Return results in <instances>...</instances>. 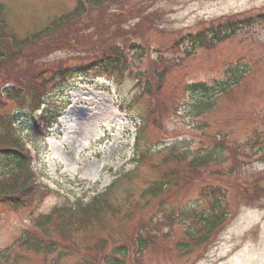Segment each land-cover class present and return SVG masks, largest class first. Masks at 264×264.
<instances>
[{
    "label": "rangeland",
    "instance_id": "obj_1",
    "mask_svg": "<svg viewBox=\"0 0 264 264\" xmlns=\"http://www.w3.org/2000/svg\"><path fill=\"white\" fill-rule=\"evenodd\" d=\"M0 2L5 7L4 19L9 29L21 37L44 28L52 20L73 11L78 4V0ZM137 6L152 15V27H140V33L156 50H169L176 36L198 30L213 19L235 13L264 12V0H119L111 8L119 12L120 9L130 10ZM101 11L100 8L92 9L87 17L80 19H99ZM136 23L137 20H132L130 25L135 27ZM142 36L137 40H141ZM57 43L59 45L53 47L55 50L45 58L49 61H72L74 54L67 51L71 42L58 40ZM153 66L148 62L138 68L133 66L131 73L122 79L116 75L92 72L73 76L62 90L54 93L56 106L52 102L45 106H49L53 113L57 107H64V114L53 123L48 134H44L45 138L33 137L27 116L22 111H16V122L22 126L24 145L36 155L33 163L37 172L41 180L55 190L44 199L36 214H48L54 206H61L67 197L78 196L86 202L105 190L121 171L133 170L135 163L130 159L135 151V134L143 127L140 118L146 119L152 111L155 114L152 119L156 118L157 124L150 123L140 136L142 141H151L157 146L162 138H186L192 143V148L197 149L200 142L203 145L209 143L200 135L203 131L215 135L219 141L226 137L227 142L237 147L249 140L255 141L259 134L264 135V23L214 47L201 48L191 57H184L165 77L159 96L140 98L137 82L144 76L139 72ZM238 68L246 71L241 84L219 96L214 109L199 122L194 121L188 109L204 93L198 90L199 95L192 98L188 92L185 94L187 85L221 83L223 81L218 80L231 79L232 71ZM4 72L5 69L0 68V81L7 80ZM146 73L150 75V69ZM8 106L11 111L17 107L11 101ZM169 141L168 144L171 143ZM222 156L227 157V153ZM228 158L223 165L216 164L222 166L218 173L221 177L209 174L212 170H208L189 183L183 192L175 194L174 190L171 195H166L170 191L167 190L163 193L167 208L173 209V215L167 217L163 210L154 209L162 197L148 207L147 201L139 202L143 190L171 167L160 162L162 156L159 151L154 152L150 160L138 165L130 179L122 178L118 182L111 198L123 203L128 200L122 212L107 215L105 227L88 226L74 233V240L82 248L95 246L100 240L107 239L102 252H88L86 249L73 254L65 250L51 255L24 252L19 243L24 231L28 232L32 226L31 212L22 208L11 210L0 205V254L12 249L9 256H23L20 264H52L54 258L59 259L56 264H76L85 255L97 258L96 264H99L100 258H105L103 254H110L117 246H127L131 251L133 230L137 225L143 226L139 218L148 224L149 215L157 214V219H162L166 226L159 232L158 241L138 256L135 254L128 258L125 264H264V161L253 157L252 162L241 163L233 174L225 175L223 172L231 166L230 154ZM216 165L211 169L220 168ZM253 178L256 180L251 185V195L241 199L245 193V182L252 183ZM206 182L227 191L231 217L229 214L228 220L209 238V242L197 247L195 252H177L176 244L189 239L182 224L174 220L180 218L181 207L200 199ZM199 207L202 209L206 205L202 202ZM172 220L174 227H171ZM188 225L192 227L190 222ZM143 231L147 235L148 231Z\"/></svg>",
    "mask_w": 264,
    "mask_h": 264
},
{
    "label": "trees",
    "instance_id": "obj_2",
    "mask_svg": "<svg viewBox=\"0 0 264 264\" xmlns=\"http://www.w3.org/2000/svg\"><path fill=\"white\" fill-rule=\"evenodd\" d=\"M118 2L119 0H78L73 11L23 37L17 36L9 29L4 19L5 7L0 2V68L5 69L3 76L7 79L0 81V204L24 207L36 196L33 190L34 173L20 143L16 111L24 112L31 127L34 126L39 131L41 125L62 116L63 107L57 108L50 114L46 111L44 114L38 112L47 102H50L52 92L63 87L73 76L88 72L114 75L122 63L124 70L128 71L133 65L141 66L149 61L147 49L152 45L142 36L140 27L141 29L152 27L154 22L151 13L140 6L130 10L114 11L111 7ZM97 8L103 10L99 19L90 18V21L80 19L87 17L89 11ZM123 8L126 9V6L123 5ZM132 20H137L135 27L130 25ZM262 21H264V14H234L213 19L196 32L180 34L174 42L173 49L167 53L168 56L161 55L159 59L153 61L155 68H148L150 75H147L146 71L139 72L144 76L139 79L144 88L143 94L150 98L160 95L165 77L177 66L174 55L179 50L186 55H191L199 48L214 47ZM137 34L142 36L141 40H137L140 37ZM58 40L71 42L67 51L74 54L72 61L64 59L49 61L45 58L55 50L53 47L59 45ZM170 53L174 54L172 58L169 56ZM24 62H26V68H24ZM245 73L246 71L237 69L226 83L212 87L202 85L200 91L204 95L197 97L189 109L192 117L197 121L211 112L218 97L238 87ZM197 94L199 95V92ZM10 101L17 106L13 111L8 109ZM152 114L153 111L150 115ZM263 136L259 134L255 141L249 140L237 147L227 142L226 138L225 141H219L215 135L209 134V144L201 145L197 149L192 148L191 142L182 139L160 150L141 144L142 140L137 138L136 147L140 150L135 152L132 159L135 163L133 170L120 172L107 189L90 197L86 203L80 197L67 198L63 205L55 206L49 214H42L35 218L34 226L37 230L24 234L25 237L20 239L19 248L24 252L45 255L55 254L58 250H65L70 254L85 249L88 252L91 250L102 252L107 239L100 240L101 242L95 246L86 245L82 248L74 240V233H79L81 229L88 226L105 227L107 215L122 212L121 209L128 200L123 203L111 198L118 182L122 178L130 179L138 165L150 160L154 152L159 151L162 156L160 162L171 167L165 169L159 179L152 181L143 190L139 202L147 201L148 207L162 197L160 200L163 204L160 206L163 210L165 204L163 193L170 190L166 195H171L174 190H183L196 177L203 176L208 170H212L209 174H214V170L211 169L213 165H223L228 154H230L231 166L225 169L223 174H233L241 163L248 164L253 161V157L264 161ZM140 145L142 147H139ZM225 153L227 157L222 156ZM220 165L216 166L221 169ZM184 177L185 180H183ZM253 179L252 183L245 182L246 186L243 187L245 193L241 199L251 195V185L256 180ZM201 195L207 209H200L198 203L189 205L181 209L180 219L174 220L177 224L188 220L192 226L187 229L189 240L177 244L178 251H184L187 254L195 252L197 247L208 242L231 215L227 204V191L208 185L202 190ZM167 213H170L169 217L173 215L172 210ZM161 220L156 216L152 217L147 225V230L150 227V231L146 236L141 237L140 251L158 241L157 233L164 227ZM153 229L157 233H153ZM10 254L5 257L0 256V260L3 261L0 264H20L19 261L23 256L16 254L12 257L9 256ZM129 256L130 250L127 246H117L111 250L110 264H125ZM58 260L54 258L52 264H56ZM96 260L97 258L93 259L85 255L81 256L76 264H96Z\"/></svg>",
    "mask_w": 264,
    "mask_h": 264
}]
</instances>
